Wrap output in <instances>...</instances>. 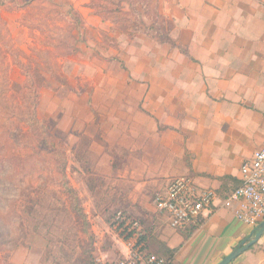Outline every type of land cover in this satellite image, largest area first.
Segmentation results:
<instances>
[{
	"label": "crops",
	"instance_id": "1",
	"mask_svg": "<svg viewBox=\"0 0 264 264\" xmlns=\"http://www.w3.org/2000/svg\"><path fill=\"white\" fill-rule=\"evenodd\" d=\"M154 1L171 42L116 30L85 0L75 6L83 22L75 36L84 39L59 58V76L89 87L65 89V133L75 161L88 166H78L80 176L157 216L154 235L174 250L170 264H218L258 226L220 201L241 184L243 163L264 142V0ZM104 29L116 45L103 42ZM183 175L219 195L192 232L172 228L154 201ZM229 264H264V235Z\"/></svg>",
	"mask_w": 264,
	"mask_h": 264
},
{
	"label": "rangeland",
	"instance_id": "2",
	"mask_svg": "<svg viewBox=\"0 0 264 264\" xmlns=\"http://www.w3.org/2000/svg\"><path fill=\"white\" fill-rule=\"evenodd\" d=\"M1 1L0 110L4 111L6 104H9L12 110H17V105L23 102L24 94L30 102L33 91L31 88H25V84L28 74L31 75L35 80L34 86L40 89L39 117L50 128L52 138L58 140L61 145L59 151L66 153L69 183L77 190L79 200L74 203L71 195L62 183H59L62 179V170L56 160L58 150H52L49 144L46 146L42 144L43 135L40 137L31 135L30 138L21 140L23 145L28 141L31 147L35 148L32 150L30 146L26 148L20 143L16 145L18 151L14 156H18L22 148H26L27 152H38L40 157L51 165V170L48 184L44 187H30L22 195L0 191L2 196H16L13 205L21 217L19 222L22 224L19 227L20 231L8 242L9 246L0 249V264H12L14 254L24 258L25 254L29 253V263L24 261L22 264H85L89 254L93 256L96 264H100L97 258L101 255H107L111 261L116 260L121 255L118 253L119 239L112 229L114 214L125 209L132 217L141 218L148 229L152 227L150 226L152 222L155 227L157 216L150 219V215H142V211L136 207L131 206L130 209L125 207L124 201H118L116 197L100 192L97 189L100 188L98 182L77 173V170L80 172L79 167L87 169L88 166L85 162L75 161L73 138L67 139L65 133V129L70 127V120L61 116V106L62 99L67 95L66 88L75 86L79 88L80 84L81 87H85L86 82L72 78L67 83L66 78L62 80L57 76L61 72L59 58L72 52L78 42L84 39L81 35L79 37L77 35L78 38L74 36L83 24L77 16L75 6L83 4V0L52 2L38 0L24 8H20L19 3L11 0ZM90 1L85 0V4L90 6ZM121 7V13L114 12L110 18L100 16L116 30L131 34L152 33L158 37L151 29L153 25L163 33L167 31V23L165 19L159 17L158 4L154 0H129L123 2ZM135 10L140 11L142 15ZM144 13L149 22L144 20ZM101 31L105 44H117V40L111 39L106 29ZM20 62L22 64H19ZM58 83H66L68 86H64L62 92L57 90L59 95L55 96L51 91L55 92ZM20 124L16 117L6 115L3 118L0 115V132H4L0 137H5L10 130H15ZM22 126L27 129L26 126ZM68 140L70 146L67 145ZM0 204L2 206L1 201ZM74 207L80 208L86 218L76 212ZM151 241L159 249L157 239L151 238ZM1 244L2 238L0 248Z\"/></svg>",
	"mask_w": 264,
	"mask_h": 264
},
{
	"label": "trees",
	"instance_id": "3",
	"mask_svg": "<svg viewBox=\"0 0 264 264\" xmlns=\"http://www.w3.org/2000/svg\"><path fill=\"white\" fill-rule=\"evenodd\" d=\"M14 2L19 3V7H28L32 5L34 2L38 0H11ZM49 2H52L53 0H46ZM104 1V2H103ZM91 0L90 6L95 10V13L98 15L103 16V18H110L114 12L121 13L122 7L121 5L125 1L129 0ZM2 3V1L0 0ZM112 4V6H110ZM136 13L139 15H142V13L138 10H135ZM159 15V13H158ZM160 16V15H159ZM78 19V18H77ZM157 35L158 38L161 41L164 42H171L172 38L170 37V33L166 31L163 33L157 26L153 25L151 27ZM76 33L74 34V36ZM79 48L75 47L72 52L68 53H75L78 51ZM67 54V55H68ZM19 64H22L21 62ZM28 73V72H27ZM62 78L61 76H57ZM26 84L25 88H31L32 89V95L30 96V102L26 99V96L24 94L23 96V102L19 105H17V110H12V108L9 106V104H6L4 107V111L0 110L1 117L4 118V116L8 115L11 117H16L19 119L22 125L26 126L24 128L21 124L16 127L15 130H10L5 137H0V191L4 192L6 194L8 193H14V195H22L27 191L30 187H44L48 184V178H49V172L51 170V165L48 164V162L40 155L38 152H27L25 149L31 145L26 141L23 145L21 143V140H25L30 138L31 135H38L39 137L43 135V141L42 144L51 145L52 150H58V154L56 155V160L58 161L61 173H62V179L60 180V184L62 183V186L65 187V190L71 195L72 201L75 203L79 200V195L77 193V190L69 183V178L67 174V165H68V158L66 156V153L62 151L60 152V147L58 140L52 138L50 128L40 119L38 114V107L40 102V89H36L35 80L31 77V75L28 74V77L26 78ZM64 80V78H62ZM26 103V104H25ZM25 108V110H24ZM19 113H18V112ZM3 113V114H2ZM4 115V116H2ZM45 128V129H44ZM19 134H17V131ZM45 131V132H44ZM38 133V134H37ZM1 134H4V132H0ZM24 137V138H23ZM14 140V142H13ZM21 146H26V148H22L19 150L20 156H16L17 148L16 145L20 144ZM35 148L34 146L31 147L33 150ZM15 153V154H14ZM51 174V173H50ZM0 201L2 203V206L0 204V238H2V244L1 248H7L8 242L14 238V236L17 234L19 230V227L22 226V224L19 222L21 220L20 215L17 214V211H15V203L16 196L13 197H7L2 196L0 194ZM125 207H136L140 209L142 212V215L151 217H155L156 215L154 213L149 212L147 209L142 207L140 204H130L125 203ZM76 207H74L75 210ZM126 208V209H128ZM129 208V209H130ZM125 214L132 217L130 213L122 209ZM76 212H78L83 218H86L85 214L82 213L81 209L76 208ZM116 214V213H115ZM114 214V215H115ZM114 218V216H113ZM135 219H138L141 221L142 224V230L144 233V239L146 242V246L148 250L160 255L165 256L168 260H171L174 255V250L168 248L165 246L162 242H160L157 237L154 235V224L151 223L148 227L144 225L143 220L139 217H133ZM155 218H153L154 220ZM197 226H190L188 229L192 232L195 230ZM151 238H156L158 241L159 249L156 245H153L151 242ZM85 264H96L95 259L91 254H89L85 260Z\"/></svg>",
	"mask_w": 264,
	"mask_h": 264
},
{
	"label": "built area",
	"instance_id": "4",
	"mask_svg": "<svg viewBox=\"0 0 264 264\" xmlns=\"http://www.w3.org/2000/svg\"><path fill=\"white\" fill-rule=\"evenodd\" d=\"M242 182L220 201V206L234 208L237 218L249 226H257L264 220V142L241 167ZM219 195L211 188H198L191 176L173 178L164 192L155 196L157 211L166 215L174 229L198 226L206 211H213ZM112 229L125 247L116 260L100 256V264H170L146 246L141 221L116 212Z\"/></svg>",
	"mask_w": 264,
	"mask_h": 264
},
{
	"label": "water",
	"instance_id": "5",
	"mask_svg": "<svg viewBox=\"0 0 264 264\" xmlns=\"http://www.w3.org/2000/svg\"><path fill=\"white\" fill-rule=\"evenodd\" d=\"M264 235V220L261 221L253 231L252 236L242 241L233 251L224 257L218 264H229L243 252L251 248Z\"/></svg>",
	"mask_w": 264,
	"mask_h": 264
}]
</instances>
